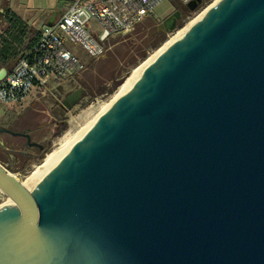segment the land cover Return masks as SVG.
I'll list each match as a JSON object with an SVG mask.
<instances>
[{"label": "water", "instance_id": "95a60500", "mask_svg": "<svg viewBox=\"0 0 264 264\" xmlns=\"http://www.w3.org/2000/svg\"><path fill=\"white\" fill-rule=\"evenodd\" d=\"M0 190V264H264V0H216L32 190L2 165Z\"/></svg>", "mask_w": 264, "mask_h": 264}, {"label": "rangeland", "instance_id": "374dc122", "mask_svg": "<svg viewBox=\"0 0 264 264\" xmlns=\"http://www.w3.org/2000/svg\"><path fill=\"white\" fill-rule=\"evenodd\" d=\"M215 1L203 3L193 12H182L174 29L159 30L160 24L171 15L172 3L166 1L155 9V18L146 17L129 34L114 35L110 49L96 60L87 58L78 46L69 43V49L85 64L82 73L52 83L44 92L35 94L33 90V97H29L20 106L0 104L1 127L13 132H28L32 141L43 146L39 150L27 146L23 138L0 133V165L19 182L25 181L45 155L57 147L58 140L65 132L80 130L98 113L102 103L109 102L140 63ZM3 27L2 24L0 32ZM156 32H160V36L152 39V33ZM76 91H80L79 100L67 107L63 101ZM7 205H10L7 196L0 193V208Z\"/></svg>", "mask_w": 264, "mask_h": 264}, {"label": "built area", "instance_id": "2783aa9c", "mask_svg": "<svg viewBox=\"0 0 264 264\" xmlns=\"http://www.w3.org/2000/svg\"><path fill=\"white\" fill-rule=\"evenodd\" d=\"M166 1L170 0L74 1L55 24L37 29L35 42L0 81V104L20 106L33 90L44 92L52 83L74 78L84 71L85 64L69 49V43L96 60L110 49L114 35L131 33ZM178 1L188 5L194 0Z\"/></svg>", "mask_w": 264, "mask_h": 264}, {"label": "bare ground", "instance_id": "6f19581e", "mask_svg": "<svg viewBox=\"0 0 264 264\" xmlns=\"http://www.w3.org/2000/svg\"><path fill=\"white\" fill-rule=\"evenodd\" d=\"M212 5V4H211ZM210 5V6H211ZM207 7L199 16L186 24L185 27L180 29L169 41L164 43L160 49L156 50L153 54L148 56L142 63H140L130 74V76L124 81V83L117 89L118 91L113 95V97L107 103H102L98 108V113L93 116L80 130L73 131L68 130L65 132L62 137L58 140L57 147L45 155L43 161L35 167L33 172H31L26 178L25 181L21 184L27 189L32 190L36 184L45 176V174L57 164V162L64 156V154L71 148V146L79 140L84 134H86L89 129L92 127L94 122L103 114L122 94L128 91L141 73L146 69V67L156 59L170 44L175 40L180 38L189 27L202 16L209 8ZM56 146V145H55ZM2 192V191H1ZM8 198V197H7ZM8 203L12 204L11 200L8 198Z\"/></svg>", "mask_w": 264, "mask_h": 264}, {"label": "crops", "instance_id": "0c3cea01", "mask_svg": "<svg viewBox=\"0 0 264 264\" xmlns=\"http://www.w3.org/2000/svg\"><path fill=\"white\" fill-rule=\"evenodd\" d=\"M74 1L76 0H10L11 15L22 20L31 31H29L27 36H24L21 45L7 40V53L5 55L0 53V70L5 69L7 74L20 55L27 51L35 42L38 34L37 29L46 24L47 21L53 20L51 13L57 12L62 15ZM82 1L90 2L92 0ZM151 17L155 18V13ZM4 31L0 32V51L3 49L2 45H4V40L6 39ZM29 97L33 96L30 95Z\"/></svg>", "mask_w": 264, "mask_h": 264}, {"label": "trees", "instance_id": "16d2710c", "mask_svg": "<svg viewBox=\"0 0 264 264\" xmlns=\"http://www.w3.org/2000/svg\"><path fill=\"white\" fill-rule=\"evenodd\" d=\"M208 1L210 0H202L201 3L196 6L195 5H193L192 7L187 6L185 12H193L199 7V5H202L203 3H206ZM29 31H31V29L28 28L22 20L15 17L14 15H11L9 26L4 31L6 39L4 40V45H2L3 49L0 51L1 55H5V53H7V46H8L7 40H9L11 43H18L19 45H21L23 43L22 39L24 38L25 35L27 36ZM159 36L160 35L153 36L152 39L158 38Z\"/></svg>", "mask_w": 264, "mask_h": 264}, {"label": "flooded vegetation", "instance_id": "af4514ba", "mask_svg": "<svg viewBox=\"0 0 264 264\" xmlns=\"http://www.w3.org/2000/svg\"><path fill=\"white\" fill-rule=\"evenodd\" d=\"M169 2L172 3L171 13L170 14H172L174 12H179L180 17H181L182 16V12L186 11L187 5H183L178 0H170ZM10 16H11L10 0H0V26L2 24L4 25L3 30H6L7 27L9 26ZM152 34H153V36H157V35H160V32H156V33H152ZM1 128H4V127H1ZM18 133H24V134H28L30 136V134L28 132H18ZM3 134H8V133H3ZM18 137L23 138L25 140V144L27 146H29L25 137H23V136H18ZM30 139H31V142H35V141H32L31 136H30ZM35 143H37V142H35ZM40 146L41 147H34V148L42 150L43 146L42 145H40Z\"/></svg>", "mask_w": 264, "mask_h": 264}]
</instances>
